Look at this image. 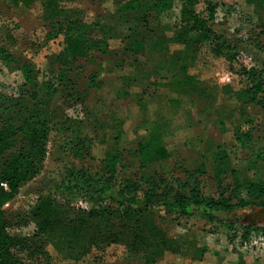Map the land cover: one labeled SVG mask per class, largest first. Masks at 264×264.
Here are the masks:
<instances>
[{"label":"rangeland","instance_id":"1","mask_svg":"<svg viewBox=\"0 0 264 264\" xmlns=\"http://www.w3.org/2000/svg\"><path fill=\"white\" fill-rule=\"evenodd\" d=\"M41 3V0H36L28 5L13 7L0 0V47L5 48L11 60L9 64H3L0 58V91L7 95L16 93L23 82L20 63L24 60L36 63L45 74H39L37 81H46L49 74L47 60H54L63 48V30H58L60 24L62 29L65 26L63 19L61 17L57 22L45 20ZM60 3L79 9L78 16L83 21L103 19L116 34L107 39L105 53L95 49L69 62L67 78L71 84L58 85V94L49 97L42 89L35 88L34 83L28 84L31 90L37 91L41 113L51 118L61 117L63 121L48 131L46 154L36 175L4 205L9 220L8 231L11 234L37 235L48 253L49 264H232L229 255L233 250H249L257 256L264 255V248L249 245L250 239L264 232V205L217 212L220 218L227 221L209 222L192 217L187 222L184 217L169 215L158 223L152 218L146 233L151 235L157 232L165 236L167 241L164 248H161V242L155 243L152 236H147L146 243L135 250L126 245L123 236H119L116 242L100 240L96 243L87 242L84 236H67L63 221L81 214L73 207L86 208L88 203L83 197L66 196V193L56 190L66 164L99 169L106 151L114 147L121 153L122 159L117 164L120 173L136 174L137 177L150 174L144 168L138 169L133 157L137 143L146 139L140 130L141 121L146 117L153 118L157 113L172 117L175 113L170 112L168 98L175 95V91H178L181 102L176 105V112H181L183 107H186L188 114L195 113L197 109L206 113L214 111V128L218 134L227 128L233 131L237 123L246 120L254 130L253 135L264 144V109L254 103L242 105L235 98L236 91L246 85L241 68L255 65L260 58H264V54L259 53L254 45L241 42L254 33L250 29L257 19L254 0H210L215 17L212 28L218 35L231 39V43L237 46V54L229 61L215 55L211 46L203 43L196 61L194 59L192 62L195 68L192 67L190 71L197 69L206 84L185 90L169 82L176 68L174 66L172 71L161 69L164 63L159 60L160 54L149 41L145 47L148 54L123 51L124 40L128 36L130 39L131 33V40H137L150 31H156V35H161L162 39L163 36H175L181 14L180 0H174L169 14L161 19L149 13L146 26L142 25L145 8L134 11L130 17L109 11L112 5L110 0H61ZM189 5L200 13L209 9L202 0H190ZM96 30L94 28V35ZM159 46H166L169 50L168 55L163 56L166 64L167 61H174L178 53L190 52V47L180 41L161 42ZM92 75L99 79V84H93ZM154 79L158 83H154ZM124 118L136 121L135 127H123ZM186 123L181 120L180 127L163 131L162 138L170 153L169 161L174 175L184 177L183 170L190 160L198 159L200 153L212 151L214 147H209L210 139L217 138L214 146L220 144L229 148L236 145L234 135L218 137L214 131H200L199 126L196 131H185ZM61 125L69 130L60 128ZM69 137L85 140L94 158L84 161L74 158L67 144ZM257 147L248 146L231 155L232 164L241 177L245 175L244 169ZM246 173L251 179H263L264 160L256 161ZM200 183L205 193L215 194L211 169L200 177ZM45 192L53 193L60 202L73 207L64 205L47 211L46 224H41L32 215L24 220L16 219L21 210L29 209L37 197ZM241 227L248 232L244 239L240 237ZM244 242L247 244L244 245ZM155 250L162 252L157 254Z\"/></svg>","mask_w":264,"mask_h":264},{"label":"trees","instance_id":"2","mask_svg":"<svg viewBox=\"0 0 264 264\" xmlns=\"http://www.w3.org/2000/svg\"><path fill=\"white\" fill-rule=\"evenodd\" d=\"M4 1L18 7L36 0ZM60 1L41 0L45 20L57 22L62 17V23L65 25L62 29L60 24L58 29L63 30V48L54 60H47L46 63L49 70L47 80L38 82V76L43 75V71L36 63L24 60L20 63L23 82L17 87L16 93L7 95L0 91V264H49L48 253L43 249L41 239L37 238V235L11 234L8 231L9 220L4 209V205L18 194L20 187L36 175L46 154L48 131L63 121L61 117L51 118L50 115L41 113L37 91L31 90L28 84L34 83L35 88L42 89L49 97L58 94V85L71 84L67 78L69 62L88 55L91 50L96 49L99 53H105L107 39L116 34L113 27L103 19L83 21L78 16L79 9L62 5ZM110 1L112 5L109 11L130 17L134 15V11L145 8L142 15L144 26L148 23L146 20L149 13L161 19L163 15L169 14L174 2V0ZM180 1L181 14L175 36L168 38L163 36L162 39L161 35H156V31H150L137 40H131V33L130 39L128 36V39L124 40L123 51L148 54L145 47L149 41L160 54L159 60L164 63L160 68L167 71L174 70V66L176 68L169 77V82L180 85L183 90L196 89L200 86L195 85L189 67L203 43H208L215 55L229 61L236 56L238 49L231 43V39L218 35L212 28L215 17L210 0H202L206 9L209 6L204 13L195 11L189 5L190 0ZM253 4L257 19L256 24L250 29L254 33L241 42L254 45L259 53L264 54V0H254ZM94 28H97L96 35L93 34ZM168 41L184 42L190 47V52L178 53L174 61H167L166 64L163 56H167L169 50L159 44ZM0 58L3 64L11 62L4 47H0ZM241 74L246 79V85L236 91V99L239 102L244 101L241 102L242 105L254 103L264 109V58H260L255 65L242 67ZM155 80L154 83H158ZM91 81L93 84H99V79L95 75L91 76ZM175 92V95H169L168 98L172 113L176 112V105L180 104L179 93ZM168 118L162 113H157L153 118L146 117L141 121L140 130L146 135V139L137 143L133 157L136 158V167L144 168L151 172L150 174L137 177L136 174L120 173L117 164L122 159L121 153L114 147L106 151L99 169L93 170L84 165H65L56 190L66 193V196L85 198L88 207L66 205V202H60L53 193L45 192L37 197L35 204L29 209L21 210L16 219L24 220L32 215L39 219L41 224H46L47 211L64 205L77 208L81 214L63 221L67 236L80 238L84 236L86 237L84 239L91 243L100 240L116 242L119 236H123L126 245L136 250L146 243L147 236H152L155 243L161 242V248H164L167 241L165 236L157 232L151 235L146 233L152 218L158 223L169 215H173L174 218L184 217L187 222L192 217L209 222L227 221L220 218L217 212H231L249 206L264 205V178L251 179L246 173L256 161L264 160V144L253 135L254 130L248 121H241L235 125L233 129L235 146L228 148L216 144L212 151L200 153L198 159L189 161L183 170L185 176L180 177L172 172L170 153L163 141L162 131H159ZM60 128L69 130L64 125ZM67 144L74 158L82 161L94 158L90 148L85 145V140L69 137ZM248 146L258 147L244 169L245 175L241 177L238 169L232 164L231 155ZM209 169L212 170L216 186L215 194L205 193L200 183V177ZM244 228H240L241 239L248 233ZM90 230L92 233H89ZM160 252L162 251L155 250L157 254Z\"/></svg>","mask_w":264,"mask_h":264},{"label":"crops","instance_id":"3","mask_svg":"<svg viewBox=\"0 0 264 264\" xmlns=\"http://www.w3.org/2000/svg\"><path fill=\"white\" fill-rule=\"evenodd\" d=\"M198 52H196V54L194 55L193 59H195V61L198 57ZM192 67L195 68L194 64H192L189 67V73L193 76V81L195 85L197 86L205 85L206 82L203 81L202 79L203 76L199 72L196 71L197 69H195L194 71H190ZM155 92L158 93V90H155ZM240 102H244V101H240ZM247 104L248 103H245V105ZM187 112L188 111H186V107H183L181 112L180 111L175 112V114H173L172 117L168 118L165 125L159 130V131H162V137H164L163 131H167L168 128L175 129V127L179 126V122H181V120L187 121V123L185 124V127H186L185 131H196V128L199 126L200 131H203V130L204 131H214L215 136L218 135V137L228 136L229 134L233 135V131L228 130V128L226 131H221L220 134H218V131H216L214 128L215 126L214 124L215 117L213 115L214 111L209 110L208 113H206V112H203L197 109L195 113L194 112L192 113L193 115L188 114ZM122 124H123V127H125L126 129H131L135 127L136 121L124 118L122 120ZM216 139L217 138L215 137L214 139L209 140V147L211 148L214 147V143L216 142ZM199 144L200 143L198 141L197 145ZM229 256L231 258L232 264H264V255L257 256L256 254H253V252H250L249 250H245V251L244 250H240V251L233 250Z\"/></svg>","mask_w":264,"mask_h":264},{"label":"built area","instance_id":"4","mask_svg":"<svg viewBox=\"0 0 264 264\" xmlns=\"http://www.w3.org/2000/svg\"><path fill=\"white\" fill-rule=\"evenodd\" d=\"M247 242H244L246 245ZM250 246H255L256 248H264V232L259 234L257 237L249 240Z\"/></svg>","mask_w":264,"mask_h":264}]
</instances>
